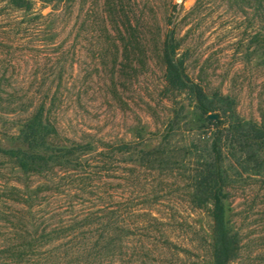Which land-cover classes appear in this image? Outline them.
I'll use <instances>...</instances> for the list:
<instances>
[{"label":"trees","instance_id":"trees-1","mask_svg":"<svg viewBox=\"0 0 264 264\" xmlns=\"http://www.w3.org/2000/svg\"><path fill=\"white\" fill-rule=\"evenodd\" d=\"M228 1L244 10L251 23L258 22L264 28V0ZM171 2L0 0V119L15 120L13 129L4 133L7 146H0V157L20 174L41 178L78 172L88 163L86 157L94 153L100 155L98 169L105 170H109L116 154L128 155L134 166L161 171H172L193 159L188 195L190 203L206 208L211 218L208 264H246L230 198L237 189L234 183L243 174L259 176L264 183V112L261 111V120L243 117L235 95L224 93L220 87L210 88L202 72H190L188 57L180 51L177 29L164 27L163 20L169 22L172 18ZM198 3L196 0L193 8ZM76 4L79 5L77 35L86 31L92 39L113 44L114 66L121 75L147 65L151 56L157 58L162 67V90L172 99L161 127L151 131L147 130V124H138L132 139L96 140L88 132L68 130L60 121L56 101H60L62 93L58 88L51 92L48 87L29 94L21 91L19 95L18 90L3 85L5 72L13 60L8 45L20 41L24 35L16 33L29 27L33 30H29V37L43 41L48 34L55 40L59 26L69 19ZM45 7H50V11L43 13ZM249 40L259 46L256 47L264 60V32L253 33ZM66 53L56 54L51 64L57 70L54 78L58 83L65 68L60 64L61 56ZM182 95L188 104L176 100ZM214 112L219 114L218 119L208 118ZM20 186L15 182L10 189L21 194L26 212L13 215L10 236L0 238V264H146L144 257L152 250L145 245L134 251L128 248L131 225L118 221L117 208L101 209L103 214L99 217L88 212L52 223H36L33 201L44 185L31 191L27 190L30 186L25 190ZM165 253L170 257L179 255ZM151 264L172 263L162 259Z\"/></svg>","mask_w":264,"mask_h":264},{"label":"rangeland","instance_id":"rangeland-1","mask_svg":"<svg viewBox=\"0 0 264 264\" xmlns=\"http://www.w3.org/2000/svg\"><path fill=\"white\" fill-rule=\"evenodd\" d=\"M171 1L172 18L163 20L164 27L177 29L180 51L188 57L190 72H202L210 88L220 87L224 93L235 95L243 117L261 120L264 60L259 46L250 44L249 39L257 31L264 32L262 25L251 23L244 10L228 0H199L195 8L196 0ZM78 8L76 4L69 19L59 26L55 40L47 34L43 41H37L38 37H29V27L16 33L27 36L8 45L13 60L3 85L18 90L19 95L21 91L29 94L58 88L62 93L56 101L60 121L68 130L88 132L96 140L132 139L138 124H147L151 131L161 127L172 99L162 90V67L157 58L151 56L147 65L121 75L114 66L113 44L92 39L86 31L77 35ZM48 11L50 7L42 10ZM62 51L67 53L61 56L60 64L65 68L58 83L54 78L57 70L51 64ZM184 98L182 95L176 100L188 104ZM14 122L10 117L0 119V146H7L4 133L13 129ZM86 158L88 163L78 172L41 178L20 174L0 157V238L10 236L13 215L26 212L21 194L10 185L20 183L21 190L30 186L27 190L31 191L42 184L33 201L36 223H52L88 212L99 217L101 209L117 208L118 221L131 225L128 248L134 251L145 245L152 250L144 257L146 264L162 259L172 264H208L211 218L206 208L193 206L188 195L193 159L172 171H161L134 166L126 154H116L109 170L98 169L100 155ZM234 185L237 189L230 198L231 212L242 235L243 261L264 264L263 180L243 174ZM168 251L179 255L170 257L165 253Z\"/></svg>","mask_w":264,"mask_h":264},{"label":"water","instance_id":"water-1","mask_svg":"<svg viewBox=\"0 0 264 264\" xmlns=\"http://www.w3.org/2000/svg\"><path fill=\"white\" fill-rule=\"evenodd\" d=\"M218 117H219V114L217 112L208 114V118L210 119H218Z\"/></svg>","mask_w":264,"mask_h":264}]
</instances>
